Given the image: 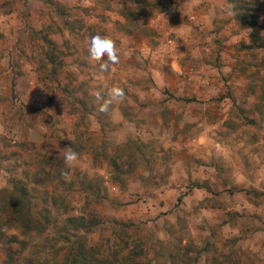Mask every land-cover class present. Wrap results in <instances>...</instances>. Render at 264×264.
I'll list each match as a JSON object with an SVG mask.
<instances>
[{"label": "rangeland", "instance_id": "rangeland-1", "mask_svg": "<svg viewBox=\"0 0 264 264\" xmlns=\"http://www.w3.org/2000/svg\"><path fill=\"white\" fill-rule=\"evenodd\" d=\"M13 235L12 264H264V0H0V264Z\"/></svg>", "mask_w": 264, "mask_h": 264}, {"label": "clouds", "instance_id": "clouds-1", "mask_svg": "<svg viewBox=\"0 0 264 264\" xmlns=\"http://www.w3.org/2000/svg\"><path fill=\"white\" fill-rule=\"evenodd\" d=\"M83 44L88 57L92 61H103L100 63L101 71H108L111 66L120 62V54L117 49L116 42L107 36L99 34L86 35L84 37ZM124 96V90L117 86L107 88L106 93L103 95L100 92H97V100H103L100 104L99 110L101 112H107L112 103L122 101ZM62 155L64 164L67 168L75 166V163L78 160V153H76L72 147H65ZM62 174L66 175V173Z\"/></svg>", "mask_w": 264, "mask_h": 264}, {"label": "trees", "instance_id": "trees-1", "mask_svg": "<svg viewBox=\"0 0 264 264\" xmlns=\"http://www.w3.org/2000/svg\"><path fill=\"white\" fill-rule=\"evenodd\" d=\"M47 41L49 43H52L51 39H49L47 37ZM25 191V190H24ZM18 192V191H16ZM20 197V194H19ZM25 203L27 204V202L25 201ZM32 211V206L30 205V207L27 208V212H25V214L23 215V221H24V226L26 227L25 232H29L30 229L28 228V225H31L34 221L33 215L31 213ZM91 217L94 219V216L91 215ZM84 217H79V218H71L70 221L71 222H78L79 223V227H77V230L80 229H84V228H89L92 227L93 225H96L94 222H92L91 220L87 221L84 224ZM120 228L124 227V224L119 225ZM28 234V233H26ZM17 235H13L10 237L9 241L7 242V245L10 250H7L5 252V257L3 260L2 264H12L13 261V254L15 253V249L17 247L15 246H19L21 248V250H24L26 248V240H21L19 239ZM14 244V245H13ZM136 249L141 250V254H147L148 249L144 248V247H140L138 245H136ZM92 252V247H90V245H86V244H79V243H75L74 246H71L69 248V252L67 253V260L64 262V264H95V255L91 254ZM138 255V254H137ZM72 257V258H71ZM96 264H116V262L110 260V259H98Z\"/></svg>", "mask_w": 264, "mask_h": 264}]
</instances>
